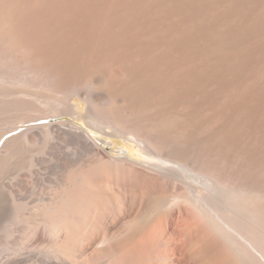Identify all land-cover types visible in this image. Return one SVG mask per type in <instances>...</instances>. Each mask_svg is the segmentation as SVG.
<instances>
[{"label": "bare ground", "instance_id": "bare-ground-1", "mask_svg": "<svg viewBox=\"0 0 264 264\" xmlns=\"http://www.w3.org/2000/svg\"><path fill=\"white\" fill-rule=\"evenodd\" d=\"M13 82L34 91L16 98ZM36 103L47 108L23 120ZM9 112L18 121L0 134V172L39 144L57 153L31 207L41 245L45 224L52 238L94 225L117 187L141 204L139 227L178 213L179 264H264V0H0ZM61 117L94 136L48 121ZM95 134L128 140L135 159L112 156ZM15 201L0 181V219L25 223ZM31 241L20 256L37 253Z\"/></svg>", "mask_w": 264, "mask_h": 264}, {"label": "rangeland", "instance_id": "rangeland-1", "mask_svg": "<svg viewBox=\"0 0 264 264\" xmlns=\"http://www.w3.org/2000/svg\"><path fill=\"white\" fill-rule=\"evenodd\" d=\"M9 88L13 90L14 96L17 95L16 98H20L17 90L23 89L28 94L34 91L17 82L9 83ZM69 102L78 114L86 113L85 102L77 99H71ZM46 108L47 105L44 103H36L33 111H28V114L27 111L23 112L22 119H32L37 110ZM17 119L12 112L0 115V134L13 126ZM55 120L69 121L94 136L93 131L82 119L61 117L48 121ZM95 136L104 141L103 146L112 156L123 153L135 159L136 151L132 147L134 145L128 140L118 136L101 134ZM39 145L28 151L31 157L23 154L0 172V181L12 188L15 203L21 205L22 216L26 220L25 223L23 221L15 223L12 221L11 213H6L0 219V264H111L117 256L132 254L134 256L121 259L120 264H179V252L182 248L179 230L183 222L178 219V213L165 211L149 224L144 223L146 225L142 224L139 227L137 222L143 216L141 204L136 202L131 193H123L117 187L114 191H108L104 201L105 208L99 213H92L97 219L94 225L79 227L71 236L60 232L59 238L57 236L52 238L51 228L45 224L39 228L47 237L45 243L41 245L37 242L33 238V233L37 228L36 224L43 223V220L31 207L36 199L46 196L48 190L42 184H47L55 178L58 164V158L55 157L57 153L44 150L46 144H43L45 147L41 144L43 148ZM33 171L37 172V178L28 176V173ZM140 237H147V242L139 245ZM30 240H32L30 248L35 249L37 253L20 256L19 248L25 243H30Z\"/></svg>", "mask_w": 264, "mask_h": 264}]
</instances>
